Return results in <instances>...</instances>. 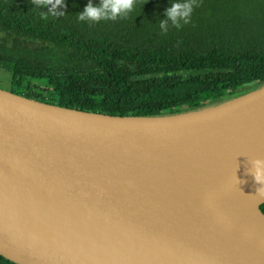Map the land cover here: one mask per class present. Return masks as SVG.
Masks as SVG:
<instances>
[{"label": "water", "instance_id": "obj_1", "mask_svg": "<svg viewBox=\"0 0 264 264\" xmlns=\"http://www.w3.org/2000/svg\"><path fill=\"white\" fill-rule=\"evenodd\" d=\"M264 162V83L108 115L0 88V256L16 264H264V213L223 187Z\"/></svg>", "mask_w": 264, "mask_h": 264}, {"label": "trees", "instance_id": "obj_2", "mask_svg": "<svg viewBox=\"0 0 264 264\" xmlns=\"http://www.w3.org/2000/svg\"><path fill=\"white\" fill-rule=\"evenodd\" d=\"M54 2L0 0V68L10 71L13 93L88 112L154 116L264 83V0H194L187 23L177 17L179 29L165 14L176 0H135L126 15L94 23L77 19L89 0H61L56 16L47 14ZM0 264L16 263L0 256Z\"/></svg>", "mask_w": 264, "mask_h": 264}, {"label": "clouds", "instance_id": "obj_3", "mask_svg": "<svg viewBox=\"0 0 264 264\" xmlns=\"http://www.w3.org/2000/svg\"><path fill=\"white\" fill-rule=\"evenodd\" d=\"M49 0H33L35 6L39 7L41 4L48 3ZM61 0H55L51 7L48 8L47 14L49 15H60L61 11H54L55 4L60 3ZM135 0H100L99 4H92L89 0L83 6V9L79 11L77 16L78 20L97 22L100 20H116L118 17L126 15L131 12L134 6ZM194 6V0H176L168 7L165 14L168 18L172 19L174 27L179 29L180 23H176L177 17L183 18V23H187L188 18L191 15ZM43 16L44 13H41ZM164 21L160 24L163 26ZM164 32V31H162ZM256 167L253 173L254 180L260 184L257 188L259 197L264 198V162L257 160L255 162Z\"/></svg>", "mask_w": 264, "mask_h": 264}, {"label": "bare ground", "instance_id": "obj_4", "mask_svg": "<svg viewBox=\"0 0 264 264\" xmlns=\"http://www.w3.org/2000/svg\"><path fill=\"white\" fill-rule=\"evenodd\" d=\"M253 173L254 170L246 166L236 175L233 183L223 187L228 200L236 201L237 210L246 216H254L258 203L263 199L257 193L260 184L254 180Z\"/></svg>", "mask_w": 264, "mask_h": 264}, {"label": "rangeland", "instance_id": "obj_5", "mask_svg": "<svg viewBox=\"0 0 264 264\" xmlns=\"http://www.w3.org/2000/svg\"><path fill=\"white\" fill-rule=\"evenodd\" d=\"M10 78H11L10 71L5 69V68H0V88L1 89L10 91V89H11ZM225 97H227V98L231 97L232 98V97H235V96L231 95L229 93Z\"/></svg>", "mask_w": 264, "mask_h": 264}]
</instances>
